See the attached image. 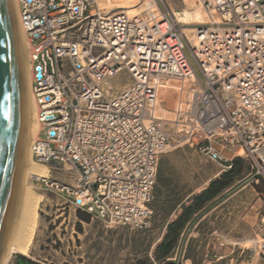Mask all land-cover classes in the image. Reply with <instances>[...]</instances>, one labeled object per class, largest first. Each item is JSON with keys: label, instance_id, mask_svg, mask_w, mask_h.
<instances>
[{"label": "built area", "instance_id": "1", "mask_svg": "<svg viewBox=\"0 0 264 264\" xmlns=\"http://www.w3.org/2000/svg\"><path fill=\"white\" fill-rule=\"evenodd\" d=\"M195 1L208 21L189 42L157 7L127 15L95 0H16L39 125L31 158L53 175L33 176L34 187L137 231L152 225L162 155L182 144L222 172L251 160L264 183V0ZM121 72L127 84L114 93ZM172 81L181 97L169 132L155 114ZM254 252L264 258V211Z\"/></svg>", "mask_w": 264, "mask_h": 264}, {"label": "rangeland", "instance_id": "2", "mask_svg": "<svg viewBox=\"0 0 264 264\" xmlns=\"http://www.w3.org/2000/svg\"><path fill=\"white\" fill-rule=\"evenodd\" d=\"M100 1L104 3V0ZM107 1L109 7L104 10L113 13L124 11L117 6H127L138 11L141 5L150 0ZM154 1L161 10L168 11L175 21L182 24L180 28L185 30L183 33L186 37L197 24L203 23V12L193 6L196 4L194 0ZM185 12L188 16L186 21L182 22L179 18L183 17ZM190 61L198 79L202 82L197 66L191 59ZM126 80L127 75L121 72L115 79L114 93L124 88ZM177 96L176 90H170L168 94L160 92V104L167 112L174 111ZM164 126L167 131L172 132L173 126L167 123ZM41 137H43L42 134ZM241 161L243 171L236 181L240 179L242 181L231 191L225 190L222 198L236 194L235 206L238 207L240 214L246 218L252 216L255 220L253 224H250V231L230 249L220 250L216 257H212L215 253L208 254V260H215L219 255L224 256L216 264H256L257 260L264 259L257 258L254 252L256 228L264 211V183L255 175L251 160L241 159ZM222 173L218 164L205 161L190 144H182L163 154L159 162L154 198L160 196L162 185L165 188L163 187V198L154 200L158 208L155 225H151L149 229L137 231L107 225L90 217L88 221H85L78 217V210L64 204L59 198L45 194L34 187L31 179H28L26 182L28 189L41 195L42 199L39 203L37 223L28 246L27 256L24 257L35 264H160L154 260L153 253L162 240V228L172 214V210H175L179 202L185 200L186 194L188 196L192 191L197 192L207 187ZM175 179L177 182H171ZM244 223L248 225L247 222ZM19 255L13 254L7 264H15V261L16 264H28L21 258H17ZM205 255L206 253L200 250L199 245H195L183 257L188 258L191 264H202L205 261ZM260 264H264V261Z\"/></svg>", "mask_w": 264, "mask_h": 264}, {"label": "water", "instance_id": "3", "mask_svg": "<svg viewBox=\"0 0 264 264\" xmlns=\"http://www.w3.org/2000/svg\"><path fill=\"white\" fill-rule=\"evenodd\" d=\"M27 124V80L14 4L0 0V260L20 191Z\"/></svg>", "mask_w": 264, "mask_h": 264}, {"label": "bare ground", "instance_id": "4", "mask_svg": "<svg viewBox=\"0 0 264 264\" xmlns=\"http://www.w3.org/2000/svg\"><path fill=\"white\" fill-rule=\"evenodd\" d=\"M95 1L100 8L104 9V8L109 7L108 6L109 3L107 0H104L103 4H102V1L100 0H95ZM195 3L196 4H193V6L197 7L203 12V23L197 24V26L206 24L208 21V16H207L205 9H203V7L198 5L196 1ZM13 4H14L15 14H16L18 28L20 32V37H21L25 71H26L28 124H27V133H26L25 160H24V167H23L21 184H20V191H19L18 201L15 207V211H14V215H13V219L11 223L10 233H9V236L5 244V248L3 251L2 258L0 260V264H7L13 254H20L22 256H27L28 246L30 244V241L33 236L35 226L37 223V212H38L39 203L41 202L42 196L31 192L28 189L26 182L28 179L32 178L33 176H39V177L51 176L50 175L51 172L45 166L33 162L31 158V146H32L33 141L38 136L39 125L36 120L37 109H36V105L34 103V99L31 93V89H30L31 81H32V74H31V65L28 59V42L20 27L16 0H13ZM103 5H106V6L102 7ZM146 6L157 7L158 9H160L154 0H150L146 2L144 5H141L140 6L141 9L138 11L131 9V7H127V6L125 7L117 6V8L123 9L124 10L123 12L127 13V15H134L135 13L140 12L143 8H146ZM168 14L171 16L172 20L175 22L176 25H178L179 27H182V24L175 21L171 13L168 12ZM183 14L184 16L179 18V20L182 22H185L188 15H187V12ZM196 14L199 15L198 13ZM194 28L192 29V32L189 33V35L187 34V37L185 36L187 38V41L189 42H191L194 39L193 37ZM180 30L182 31V33L183 31L185 32L184 29L182 30L180 28ZM126 84L124 88L126 87ZM167 85L168 86L164 89H161L160 92H162V94L163 93L168 94V91H170L169 89L176 90L178 94L177 98L179 99L181 97L180 92H179V87H178L179 84H176V82L172 81V82H167ZM190 85L191 84L187 82L181 86L184 87L185 90H188L191 87ZM160 101L161 99L159 100V96H158L155 115L158 119L165 121L167 125L170 126L171 125L170 121H173V118H174V111L167 112L160 104ZM262 156L264 157V151L262 152Z\"/></svg>", "mask_w": 264, "mask_h": 264}, {"label": "crops", "instance_id": "5", "mask_svg": "<svg viewBox=\"0 0 264 264\" xmlns=\"http://www.w3.org/2000/svg\"><path fill=\"white\" fill-rule=\"evenodd\" d=\"M174 181L177 182L176 179L171 182ZM241 181L242 179L238 180L233 186ZM163 187L162 185L160 196H155V198H163L165 188ZM205 188L203 187L197 192L192 191L188 196L186 194L185 200L177 204L178 206L175 210H172V214L163 225L162 238L166 234L167 226L181 214L182 207L189 206L192 197L199 194ZM235 195L232 194L227 198H219L217 196L205 202L199 210H196L187 218L172 250L171 261H176L175 263L179 264H191L190 260L184 258L183 255L192 250L195 245H199L200 250L206 253L205 261L202 264H216L219 262V259L208 260L209 253H215L212 257H216L220 250L230 249V247L236 244L235 242L241 240L245 233L247 234L250 231V224H253L255 219L252 216L246 218V216L240 214L238 207L235 206ZM154 200L151 205L153 210L152 225H155L156 213H158V208ZM244 222H247L246 224L248 225H245ZM261 261H264V259L257 260L256 264H260Z\"/></svg>", "mask_w": 264, "mask_h": 264}, {"label": "trees", "instance_id": "6", "mask_svg": "<svg viewBox=\"0 0 264 264\" xmlns=\"http://www.w3.org/2000/svg\"><path fill=\"white\" fill-rule=\"evenodd\" d=\"M242 171L243 167L241 159H234L229 170L223 172L218 178L210 182L204 190L195 195L192 198L191 204L189 206L182 207L181 214L176 218V220L167 226L166 234L155 247L153 255L156 262L160 264H179L175 263V261H171L170 258L172 257V250L177 242L179 233L187 218L196 210H199L205 202H208L217 196L222 198L225 195L223 194L225 190L230 189L231 191L233 188H235L237 185H233L237 182L236 179L241 175ZM77 215L79 218L85 221L89 220V216L84 213L78 211ZM17 258H21L28 264H35L30 259L22 255H19Z\"/></svg>", "mask_w": 264, "mask_h": 264}]
</instances>
